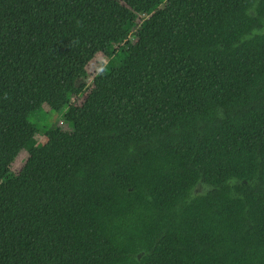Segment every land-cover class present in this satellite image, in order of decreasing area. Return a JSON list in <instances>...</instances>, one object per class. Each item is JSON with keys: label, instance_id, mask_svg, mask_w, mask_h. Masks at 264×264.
<instances>
[{"label": "trees", "instance_id": "16d2710c", "mask_svg": "<svg viewBox=\"0 0 264 264\" xmlns=\"http://www.w3.org/2000/svg\"><path fill=\"white\" fill-rule=\"evenodd\" d=\"M0 264H264V0H0Z\"/></svg>", "mask_w": 264, "mask_h": 264}, {"label": "rangeland", "instance_id": "374dc122", "mask_svg": "<svg viewBox=\"0 0 264 264\" xmlns=\"http://www.w3.org/2000/svg\"><path fill=\"white\" fill-rule=\"evenodd\" d=\"M96 62L97 60L90 64L91 70H93L94 67L96 66ZM64 112H66V108L62 109L59 112H56V111L51 110L50 108L43 107V110L35 116L34 122L40 123L41 125H47L48 123L57 124L59 126H62V128L64 129H68L69 126L67 124H62L63 122L59 120L61 117H63ZM25 152L26 150L23 149L20 151V154H18L15 162L13 163L14 169H19L21 167L25 159V154H24ZM198 190L201 191L203 189L198 188Z\"/></svg>", "mask_w": 264, "mask_h": 264}]
</instances>
